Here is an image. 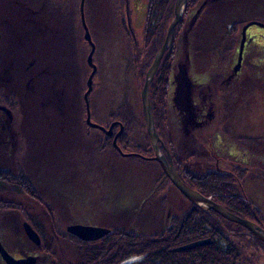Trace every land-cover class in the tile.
Returning <instances> with one entry per match:
<instances>
[{
    "label": "rangeland",
    "instance_id": "374dc122",
    "mask_svg": "<svg viewBox=\"0 0 264 264\" xmlns=\"http://www.w3.org/2000/svg\"><path fill=\"white\" fill-rule=\"evenodd\" d=\"M15 1L0 0V93L6 100H11L16 92L19 100L18 114L20 110L25 117V133L18 130V118L14 112L11 123L8 124V117L2 122L0 119V172L10 177L25 175L44 202L49 204L43 206L17 188L0 183V199L20 204V207L26 209L0 210V240L14 257L37 253L40 257L37 264H57V260L61 264H97L94 259L86 263L84 253L80 252L76 242L64 241L58 237L59 234L70 238L69 233H73L69 229L82 225L109 230V233L112 229L123 228L152 237L164 232L173 218L182 215L189 206V200L173 185L161 165L155 160L142 158L155 156L145 119L143 126L141 105V90L144 85L141 81V62L148 60V67L144 72L146 76L155 58L150 61L149 50L142 47L149 0H131L128 3L138 37L136 44L141 49L137 58L143 57L141 61H137L136 66L130 64L131 55L136 54L132 36L126 37L122 24L126 19L127 4L120 2L121 0H87L84 4L86 25L96 46L93 60L97 72L93 91L90 93L91 120L109 128L113 122H121L112 121L115 114L128 115L133 112L138 126L134 133L128 132L131 137L129 147L124 151L118 143L129 156L121 155L114 146L98 152L104 146L106 134L98 128L88 126L87 108L84 113L81 112L79 93L71 90V86H65V81L60 82L62 71L68 74V68L57 66L53 62L57 56L65 62L69 58L66 55H70L71 51L61 46V51H52V41L62 42V35L54 25L56 21L52 15L53 8L49 11L47 9L43 17L30 16L29 19L21 15L24 0ZM188 1L179 24L185 17ZM196 1L201 6L207 0ZM36 2L37 0H33L30 3L38 4ZM78 3L80 7L81 2ZM11 12L19 17L10 16ZM59 17H63V14H58L57 18ZM5 20H15L14 28L5 23ZM81 20L79 13L77 21L82 27V37L86 42L82 43L81 48L87 61L91 46L85 39ZM235 22L240 25L238 33L247 23L257 22L247 30L248 46L242 60L244 62L240 65V36L237 34L231 37L229 34ZM169 25L164 31L160 47L165 41ZM74 27L72 21L70 29L73 33L65 46L71 47L73 44ZM30 28L31 31L28 30ZM31 32L33 34L29 35ZM38 39L46 47V52L50 53L45 58L37 52ZM62 44L64 46L65 40ZM174 45L173 40L171 47ZM231 53L234 55L233 59ZM32 60H36L32 66L33 71L41 69L42 77L33 81L29 91L23 93L24 83L21 79L23 75L25 77L24 67ZM174 63L172 71L175 79L171 77L172 91L170 90L169 97V126L163 136L157 131L161 138V143L158 144L160 150L166 157L168 150L173 159L170 144L165 141L169 140L182 159H189L205 143L214 159L209 160L196 153L191 157L194 158L191 162L196 165L193 164L191 168L195 172L231 171L236 174L239 172L237 169H240L244 175L239 187L241 195L264 215V0L209 1L199 25L188 33L187 39L186 36L181 38ZM42 68L50 69V73L46 76ZM235 68L242 69V72L237 81H234L237 88L227 108L221 114L215 108L214 116L207 119L208 123L203 122L206 111L205 108L200 109L201 104L195 100L190 78L198 84L208 83L215 76L221 79ZM63 77L66 80V76ZM182 88L187 91L183 89L181 92ZM195 104L199 107L196 108ZM65 110L69 113H65ZM196 110H199L198 113ZM82 114L87 126L85 139H82V133L78 129L74 130V126L72 127V122L76 119L78 122ZM113 138L114 136L112 145ZM140 146L150 151L146 152L150 155L141 153L138 149ZM26 211L46 227L47 238L43 242L51 247L55 256L44 253L42 244L36 245L29 239L24 225H29L33 230L34 228L26 217ZM51 219L58 221L55 225L56 234ZM228 234L230 240L241 247L243 264H264V247L247 229L242 230L234 225ZM74 235L77 236L75 233ZM145 255L131 254L116 264H138ZM98 263L115 264L113 261L103 260ZM0 264H5L1 255Z\"/></svg>",
    "mask_w": 264,
    "mask_h": 264
},
{
    "label": "trees",
    "instance_id": "16d2710c",
    "mask_svg": "<svg viewBox=\"0 0 264 264\" xmlns=\"http://www.w3.org/2000/svg\"><path fill=\"white\" fill-rule=\"evenodd\" d=\"M60 1L62 2L60 8L63 10L67 3L65 0ZM195 1L196 0H193V2H191V0L188 1L185 17L183 18L181 24H179L180 27L179 25L176 27L174 36L175 45L172 46L163 57L150 87V97L152 102V110L155 117V125L161 136L164 135L165 129H167L169 126L168 118L170 113V77L172 76L174 61L177 57L179 42L182 37L186 36L187 39L188 33H190L193 28H196V26H198L200 21L203 19L205 7L203 9L200 8L201 6L198 5L197 1ZM209 1L211 0H208V2ZM78 2H80V0H73L72 3V16L73 22L75 24V34L73 35L74 40L72 46L65 47L66 50L71 51V54L66 55L69 58H67V60L64 62V68H68L69 65L73 70L71 83L73 84L74 90L80 95L81 112L84 113L85 103L83 95L88 88L87 79L91 73V68L88 66L86 56H84L85 52H83L81 48L82 43L84 42L85 44L86 42L82 37V27L77 21L80 13ZM36 3L38 4L34 5V10L42 13H46L45 11L47 9L49 11L53 5L51 0H37ZM174 4L175 0H149V6L144 23L142 47H144L146 51L147 49L149 50L148 59L150 61H152L155 57L161 45L162 38L164 37V31H166L167 26L174 16ZM123 21L125 22V20ZM260 24L262 23L260 22ZM123 25L125 27L126 24L123 23ZM239 30L240 25L238 22H235L229 30L230 36L233 37L238 34L240 36L239 38H241L243 28L240 31L241 34L238 33ZM125 32L126 37L131 36L127 30H125ZM67 40H69V38ZM132 40L136 54L131 55L132 58L130 59V64L132 66H136L135 64H137V61H141L143 57H140L139 59L137 58L140 55L141 49L139 45L136 44L137 41L133 38ZM66 45H68L67 41ZM38 47L39 46H37V50ZM143 53L144 52H142V54ZM147 61L148 60L145 59L144 62H141L142 83L144 82L145 69L148 67V64H146ZM62 62L63 60H60L59 57L58 65H62ZM33 75L34 73H27L26 77L30 78V76L32 77ZM237 75L238 74L235 73V71L231 72L225 80H218L216 83H210L209 85L205 86L207 89L205 93L207 94L206 101H209L208 97H210L212 92H215V95L217 96L216 108L219 114L223 113L225 108H227L229 100L232 97L234 90L237 88L235 87L234 83V81H237ZM21 80L24 83V79ZM15 93L16 92H14L11 100L5 101V104L12 112H14L15 117L18 118L16 124L18 125V123L20 124L23 121L25 122V117L20 110V114H18L19 100H17V95ZM142 117L144 126V116L142 115ZM76 120H73L74 123L72 122V124H74L72 125V127L74 126L73 129H78L80 133H82V139L87 138L85 116L82 114L80 120L78 122ZM115 120L121 121L125 126L123 133L119 136L118 143L124 149V151H126L131 140L128 132H135V129L138 126L137 118L133 112L128 115L126 113H120L119 115H114L112 121ZM190 122L186 123L188 124ZM119 129L120 127L116 126L114 128L115 133L118 132ZM165 141L170 144L169 149L173 155L174 164L179 171L181 178L186 184L198 190L204 196L211 197L217 203L224 205L234 214L256 222L260 226L264 227V215L262 211L258 209L251 201L241 195L239 187L243 183L244 175L241 173L242 171L240 169H237V171H239L237 174L231 171L226 173L219 171H208L205 173L195 172L194 169L191 168L194 164L191 162L194 158L191 157H194V154L197 153V155H200V157H208L209 160L214 159L206 144L204 143L198 152L191 154L189 159H182L183 157H180V155L177 153L172 142H168L169 140ZM110 147L113 148L112 137H107L105 135L104 146H101L100 149H98V152L104 148L107 149ZM142 147L143 146H140L138 148L140 152L146 156H149L150 154H147L146 152L149 153L150 151L144 150ZM194 165H196V163ZM164 176L167 179L166 175ZM0 183L17 188L23 194H26L36 202L41 203L43 206H48L49 204L44 202L42 196L38 194L36 189L25 175L10 177L0 172ZM188 202L189 206L182 215L175 216L171 224L167 229L164 230V232L152 237H147L143 234H136L135 232H130L123 228H115L110 230L109 234L95 243L73 240L71 237L68 238L64 235L61 236L59 233L58 234L60 237L65 238L71 243L76 242V244L79 246L80 252L83 251L84 253V259L86 263L88 260L94 259L96 260L97 264H99L98 262H101L102 260L103 262L113 261L116 264L118 261H122L123 258L131 254H146L143 261L138 264H243L244 260L241 256V247L237 246L230 240L228 232L232 230L234 225L242 230L246 229L238 224L225 220L213 211H203L190 201ZM15 208H21L20 204L0 199V210L11 211ZM41 235L43 236L42 233ZM205 239H211L212 243L210 245H204L194 249H180V247L191 242ZM257 242L264 247L263 242L259 240ZM42 245L44 252L53 253L51 247L47 243L43 242V240Z\"/></svg>",
    "mask_w": 264,
    "mask_h": 264
},
{
    "label": "water",
    "instance_id": "95a60500",
    "mask_svg": "<svg viewBox=\"0 0 264 264\" xmlns=\"http://www.w3.org/2000/svg\"><path fill=\"white\" fill-rule=\"evenodd\" d=\"M187 0H176L175 2V9H174V18L169 25L167 35L165 38V41L162 45V47L158 50V52L155 55V58L149 67L146 76L143 88L141 90V100H142V110L143 115L148 131V135L151 139L155 156L154 157H145L142 156L144 159H151L157 161L165 174L168 176L170 181L173 183V185L182 193L186 199H188L191 203L199 207L203 211H214L215 213L219 214L221 217L226 219L229 222L236 223L248 230L250 235L255 238L256 240H259L264 243V228L261 227L259 224L242 218L233 212L229 211L224 205L217 203L210 197L204 196L202 193H200L198 190L193 189L189 185H187L180 177V174L173 162L172 156L170 155L169 151H167V157L163 154V152L159 148V143H161V138L156 130L155 127V120L154 115L152 112L151 102H150V87L154 80V77L158 71V68L161 64V61L166 53V51L171 47L172 42L174 40L175 35V29L177 25L180 23L183 15V11L185 9ZM84 4L85 0H81L80 10H81V18H82V24L85 30V39L88 41V43L91 46V51L88 55L87 62L89 66L92 68L91 74L88 78L87 85L88 90L86 91L84 98L86 102V108H87V119L86 122L89 127L91 128H98L101 131H103L108 136H114L113 138V146L116 148V150L123 156H129V154H126L122 151L121 147L118 145V138L124 131V125L121 122H113L109 128L100 126L91 120V112H90V101H89V95L93 91V82H94V75L97 72V66L94 63V53L96 50V46L92 40L91 33L86 25L85 20V12H84ZM254 23H249L245 25L243 28V40H242V47L245 43V37L246 32L249 29V27ZM243 49L240 50V57L238 60V65L241 64L242 58H243ZM184 88H182L181 92ZM180 90V88H179ZM184 91H187V89H184ZM180 92V93H181ZM116 125H119L120 130L114 135V127ZM26 233L30 240H32L36 245H41L42 240L37 232H35L29 225H25ZM70 231L77 234L82 239L90 240L88 238L82 237L81 235H85L87 232L94 234L98 233V239L106 236L109 233V230H100L95 227H88V226H82V225H76L72 228H70ZM212 243L211 239H205V240H199L192 243H189L187 245H184L180 247L181 250H188V249H194L200 246L204 245H210ZM0 255L1 257L6 261L7 264H35V258L30 257L25 260H18L14 258L3 246L1 240H0Z\"/></svg>",
    "mask_w": 264,
    "mask_h": 264
},
{
    "label": "flooded vegetation",
    "instance_id": "af4514ba",
    "mask_svg": "<svg viewBox=\"0 0 264 264\" xmlns=\"http://www.w3.org/2000/svg\"><path fill=\"white\" fill-rule=\"evenodd\" d=\"M52 2H53V5H52V8H53V13H52V15H53V17H54V21H56V23L54 24V25H56V29H58L59 30V32H60V34L62 35V40H63V43H64V40H65V44H64V46H63V44L61 43L60 45H59V47L57 48V50L56 51H59V49H60V46L61 47H66L65 45H66V41H67V44H68V42H69V40H67L68 38L70 39V37H71V34H72V30L70 29V27L72 26V21H73V16H72V13H73V10H72V3H73V0H65V2L67 3V5H66V7L63 9V10H61V1L60 0H51ZM131 0H121L120 2H124V3H126L127 4V8H126V19H125V22L123 21V23H125L126 25H125V27H126V29L125 30H127L128 31V33L132 36V38L134 39V40H136L137 41V32H136V29H135V27H134V23H133V15L131 16V9L128 7V2H130ZM80 2H81V0H80ZM87 2V0H85V3ZM205 3V4H204ZM202 5H201V7L200 8H204L205 7V5L208 3V0L207 1H205ZM200 5V4H199ZM43 14L44 13H42V12H39V11H36V12H28V13H21V15L22 16H25V17H27V18H29L30 19V16H32V18H35L36 16H42L43 17ZM58 14L59 15H62L63 14V17H59V18H57L58 17ZM81 16V15H80ZM32 18H31V20H32ZM57 18V19H56ZM81 18V17H80ZM146 18V17H145ZM31 20H29V21H31ZM37 20H39V18L37 19ZM41 20V19H40ZM35 22H38V21H35ZM42 23V22H41ZM122 23V24H123ZM31 24V23H30ZM81 24H82V20H81ZM260 24V23H259ZM39 25H41L40 24V21H39ZM262 25V24H261ZM82 26H83V24H82ZM41 26H39V28H40ZM71 30V31H70ZM40 32V31H39ZM40 35H41V32H40ZM39 35V36H40ZM61 37V36H60ZM41 39H42V36L40 37ZM39 40V39H38ZM43 40V39H42ZM242 40H243V33H242V35H241V38H240V41H241V43H240V46H239V50H238V58L240 57V50L241 49H243V58H242V60H244V56H245V52H246V49H247V46L248 45H246V43H247V32H246V37H245V43H244V45H243V47H242ZM37 49V48H36ZM66 49V48H65ZM38 50H39V48H38ZM60 51H61V49H60ZM38 53H41V51L39 50V51H37ZM57 54H58V52H57ZM232 56V59L234 58V55L232 54L231 55ZM56 59H57V61H56V59H55V62H53V63H56L57 65H58V56L57 57H55ZM232 59L230 60V61H232ZM60 60H63L62 58H60ZM239 60V59H238ZM190 61H191V57H190ZM35 62H36V60H32V61H30L29 62V65L28 66H26V68L24 67V74H25V77H24V86H23V93H25V92H28L29 91V89L32 87V83H33V81H35V80H37V79H39V78H41L42 77V71H41V69L40 70H38V71H33V68H32V66L35 64ZM243 62L244 61H242V64H243ZM175 64V63H174ZM62 66H64V60H63V62H62ZM58 68V67H57ZM43 69V73L47 76L49 73H50V69H47L46 71H45V69L44 68H42ZM232 70V72H234L235 71V73H237L238 75V77H237V79L241 76V72H242V69L241 70H237V68H235V69H231ZM67 72H68V74H66V73H64V71H62V74H63V76H66V80L64 79L65 77H63V76H61V77H63V78H61L60 77V82H63V81H65L64 83H65V86L67 85V87L68 86H71V90H74V88H73V84L71 83V78H72V75H71V67L70 66H68V69H67ZM27 73H30V74H32V73H34V75L31 77L30 76V78H27L26 77V74ZM230 74V73H229ZM228 74V75H229ZM227 74H225V76H223V77H221V79H218L216 76H215V78H213V80L211 81V82H208V83H195L194 81H192V79L190 78V80H191V83H192V87L194 88V96H195V100L197 99L198 101H199V104H201V106H202V108H200V109H204L205 108V113L203 114V116H205V119H204V121L203 122H205L206 123V121H207V119H209L210 117H213L214 116V109L216 108V101H217V96L215 95V92H212V94L210 95V97H208V100L209 101H206V97H207V94H205L206 93V91H207V89H206V85H209L210 83H216L218 80H225L226 78H227V76H228ZM90 76V75H89ZM171 77H173V71H172V76ZM171 77H170V90L172 91V80H171ZM89 78V77H88ZM174 79H175V77H173ZM63 80V81H62ZM88 80V79H87ZM64 83H62V84H64ZM65 86H63L64 88H65ZM66 89V88H65ZM175 91L177 90V83H175V89H174ZM66 91H68L67 89H66ZM175 91H173V93L175 92ZM70 93V92H69ZM71 94V93H70ZM175 94V93H174ZM72 95V94H71ZM67 96V101H68V95H66ZM169 97H170V91H169ZM83 99H84V95H83ZM5 101H6V99L3 97V95L0 93V112H1V115H0V119H1V122L4 120V118H6V117H8L9 118V120H8V124H9V122L11 123V121H13V114H12V111L10 110V108L5 104ZM84 103H85V101H84ZM214 103H215V106H214ZM195 107L196 108H198L199 106H197V104H195ZM85 108H86V104H85ZM67 111V112H66ZM169 111H170V107H169ZM199 111V110H198ZM198 111L196 110V113H198ZM65 113H69V111L68 110H65ZM211 119V118H210ZM198 122H200V120L198 121ZM207 123H208V121H207ZM22 209H24V211L26 210L24 207H21ZM46 212H47V210H45ZM27 212V218H28V221H29V223L32 225V227L34 228V230H35V232H37L38 233V235L40 236V238L43 240H45V238H47L46 237V235H45V232H47L46 231V227L43 225V223L41 222V221H39V220H37L32 214H30L28 211H26ZM48 214V213H47ZM52 221H51V223H52V228H53V230H54V233H55V231H56V224L58 223V221H56V220H54V219H51ZM25 225H27V224H25ZM25 225H24V228H25ZM70 230V229H69ZM26 231V230H25ZM68 231V230H67ZM72 232V231H71ZM41 233H43L44 235H43V238H42V236H41ZM68 233H69V231H68ZM73 233V232H72ZM56 234V233H55ZM70 234V237H71V239H73V240H80V241H87V242H91V243H95V242H97V241H99V240H101V238H99L98 239V233H94V234H91V233H89V232H87L85 235H81L82 237H85V238H88V239H90V240H85V239H82V238H80L79 236H75L74 235V233L73 234H71V233H69ZM60 239H62V240H66L65 238H62V237H60V236H58ZM67 241V240H66ZM42 249H43V247H42ZM10 253V252H9ZM44 253H46V254H49V255H52V256H55L54 255V253H48V252H44ZM14 257V256H13ZM30 257H34L35 258V264H37L38 263V260L40 259V257H39V255L37 254V253H26V254H24V255H21V256H19V257H14V258H16V259H18V260H25V259H27V258H30ZM2 258V257H1ZM83 258V257H82ZM2 260H3V262L5 263V264H7L6 263V261L2 258ZM85 263V262H84ZM57 264H61V262H58V260H57Z\"/></svg>",
    "mask_w": 264,
    "mask_h": 264
},
{
    "label": "bare ground",
    "instance_id": "6f19581e",
    "mask_svg": "<svg viewBox=\"0 0 264 264\" xmlns=\"http://www.w3.org/2000/svg\"><path fill=\"white\" fill-rule=\"evenodd\" d=\"M15 1V0H14ZM26 1H30V2H32L33 0H26ZM16 2V1H15ZM30 2H25V0L23 1V7H22V13H28V12H36L35 10H34V5H32V3H30ZM22 5V4H21ZM21 5H20V7H21ZM148 6H149V2H148ZM20 11H21V8H20ZM79 12H80V15H81V10H80V7H79ZM84 12H85V10H84ZM19 13L20 12H18V15H19ZM10 16H13V17H16V14L14 13V12H11L10 14H9ZM19 17V16H18ZM18 17H16V18H18ZM81 17V16H80ZM22 18V17H21ZM21 18H19V19H21ZM0 20H1V17H0ZM14 21L15 20H5L4 22L5 23H7L8 25H11L10 27L11 28H14L13 27V23H14ZM25 29V27H23V30ZM29 31H31V28L30 29H28ZM175 31H176V29H175ZM143 32H144V28H143ZM33 34V32H31L29 35H32ZM43 39V38H42ZM143 39V38H142ZM138 40V39H137ZM52 43H54V50H52V51H54V52H56V50H57V48L59 47V45L61 44V43H63V40H62V42H61V40H57V41H55V42H53L52 41ZM38 48H39V50L41 51V53H38L39 55L41 54L43 57L45 56V57H47V55H49L50 53H48V52H46V50H45V46L43 45V43H42V41L41 40H38ZM50 45V44H49ZM161 48V47H160ZM159 48V49H160ZM26 49V48H25ZM51 50V49H50ZM44 57V58H45ZM26 62V61H25ZM88 63V62H87ZM54 64V63H53ZM55 65H57L56 63H55ZM43 66V64H41V67ZM57 66H59V65H57ZM56 66V67H57ZM60 66H62V65H60ZM88 66H89V64H88ZM184 66H186V65H184ZM90 67V66H89ZM47 70V68L45 69V71ZM22 71H23V68H22ZM148 71V70H147ZM147 73V72H146ZM96 75V74H95ZM95 75H94V77H95ZM155 78V77H154ZM23 79H24V77H23ZM88 86V85H87ZM88 90V89H87ZM86 90V91H87ZM86 93V92H85ZM85 93H84V95H85ZM68 95V94H67ZM65 96V95H64ZM63 96V97H64ZM84 101H85V98H84ZM89 101H90V95H89ZM63 103V102H62ZM85 104H86V102H85ZM28 104H26V106H27ZM33 106H35L34 104H33ZM70 106V105H69ZM90 109H91V105H90ZM67 112V111H66ZM23 123H24V121L23 122H21L20 124H18V130L20 131V132H22V133H25V130H24V128H23ZM89 130V129H88ZM120 130V129H119ZM104 133V132H103ZM105 134V133H104ZM26 135V134H25ZM114 135H116V134H114Z\"/></svg>",
    "mask_w": 264,
    "mask_h": 264
}]
</instances>
